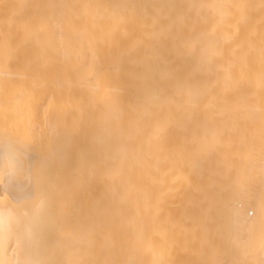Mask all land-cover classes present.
<instances>
[{
    "label": "bare ground",
    "instance_id": "6f19581e",
    "mask_svg": "<svg viewBox=\"0 0 264 264\" xmlns=\"http://www.w3.org/2000/svg\"><path fill=\"white\" fill-rule=\"evenodd\" d=\"M54 70L98 264H264V0H0V71ZM39 163L0 136V264H97L77 193L47 244Z\"/></svg>",
    "mask_w": 264,
    "mask_h": 264
},
{
    "label": "rangeland",
    "instance_id": "374dc122",
    "mask_svg": "<svg viewBox=\"0 0 264 264\" xmlns=\"http://www.w3.org/2000/svg\"><path fill=\"white\" fill-rule=\"evenodd\" d=\"M64 74L58 70L0 71V136L8 135L19 143L28 144L31 151L41 156L37 181L48 208L45 229L50 235L47 242L50 248L67 242L68 230L64 228L71 225L77 193L87 214V234L94 235L92 247L98 264L99 176L94 160L82 155L74 159L70 144H65L71 116L67 109V82L60 77ZM75 164L80 166L76 178ZM75 180L80 183L74 184ZM232 207L237 205L232 204ZM60 247L58 249L62 250Z\"/></svg>",
    "mask_w": 264,
    "mask_h": 264
}]
</instances>
